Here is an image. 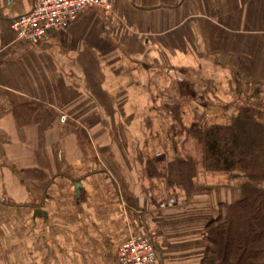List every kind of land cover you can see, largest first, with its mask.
Here are the masks:
<instances>
[{"label": "crops", "instance_id": "obj_1", "mask_svg": "<svg viewBox=\"0 0 264 264\" xmlns=\"http://www.w3.org/2000/svg\"><path fill=\"white\" fill-rule=\"evenodd\" d=\"M33 3L0 0V264H117L143 232L201 264L246 176L200 164L188 196L168 163L202 161L196 124L264 126V0H114L39 43L11 28Z\"/></svg>", "mask_w": 264, "mask_h": 264}, {"label": "trees", "instance_id": "obj_2", "mask_svg": "<svg viewBox=\"0 0 264 264\" xmlns=\"http://www.w3.org/2000/svg\"><path fill=\"white\" fill-rule=\"evenodd\" d=\"M188 132L203 147L202 161L192 156L170 161L166 174L180 182L188 196L196 190L193 179L200 164L209 170L246 176L241 199L222 205L225 213L207 223L201 264H264V126L248 108L229 125L202 129L196 124ZM79 136L85 143L87 135L80 132ZM124 195L135 206L133 197Z\"/></svg>", "mask_w": 264, "mask_h": 264}, {"label": "built area", "instance_id": "obj_3", "mask_svg": "<svg viewBox=\"0 0 264 264\" xmlns=\"http://www.w3.org/2000/svg\"><path fill=\"white\" fill-rule=\"evenodd\" d=\"M114 0H34L31 10L11 21L20 38L39 43L51 30H62L91 6L111 13ZM158 256L155 237L150 232L132 233L118 248L117 264H154Z\"/></svg>", "mask_w": 264, "mask_h": 264}]
</instances>
